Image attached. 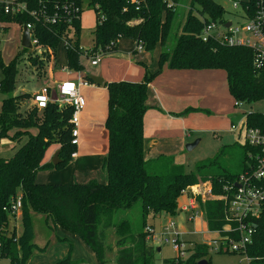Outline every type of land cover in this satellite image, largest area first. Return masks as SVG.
<instances>
[{
	"label": "trees",
	"instance_id": "trees-1",
	"mask_svg": "<svg viewBox=\"0 0 264 264\" xmlns=\"http://www.w3.org/2000/svg\"><path fill=\"white\" fill-rule=\"evenodd\" d=\"M25 9L5 13L0 2V25L16 23L21 27L30 24V33L37 40L31 48L18 52L10 64L0 67L3 79L0 92L5 97L0 111V136L16 128L15 141L20 143L23 134L31 127L37 134L30 136L15 153L8 158L0 156V258L8 257L10 264H24L35 247L32 231V212L51 219L54 226H61L78 235L96 254L99 264H106L107 255L116 249L115 264H156L155 251L146 228L149 217L166 212L175 216L179 211V198L191 186L209 182L212 194H226V187L236 189L234 184L244 175H249L254 164L250 153L257 149L248 144L235 142L243 148L241 172L232 171L222 157L229 145H224L214 157L198 163L193 171L175 162L174 157L160 155L154 159L144 156V115L148 109V84L157 73L149 71L142 81H118L106 83L108 89V115L105 127L108 131V152L103 162L108 180L99 183H39L37 173L42 169L60 170L72 160L76 145L72 144L70 122L72 106L59 107L49 102L45 108L21 107L33 97L30 92L15 94L21 81V70L30 68L38 79L48 77L51 63L55 62L57 48L65 44L67 66L73 71H82L81 14L84 6L96 12L94 44L89 54L101 53L103 57L118 53L121 39H135L144 43L145 50L161 47L160 68L211 69L226 71L230 94L238 103L264 100V66L253 63V50L243 45H225L215 39L203 41L200 34L207 21H225L224 7L215 0H15ZM247 16L254 14L264 0L240 1ZM186 4L184 23L177 28V9ZM55 17L56 21L49 19ZM179 23V22H178ZM7 32L8 27H0ZM176 29V31H175ZM181 31V32H180ZM174 40V41H173ZM170 41L175 42L169 48ZM24 68L19 67L20 63ZM208 112V111H207ZM245 125L259 128L264 133V113H246ZM59 145L60 162L54 165L44 161L50 146ZM259 150V149H258ZM230 191V192H232ZM21 199L20 221L22 230L16 225L9 228L10 215L15 218L13 206ZM204 212L210 231L220 230L222 235L227 224L228 203L218 198L196 197ZM140 205V217L131 214L119 218V213L128 212ZM256 234L245 252L249 264H264V210L255 219ZM152 227V226H151ZM115 231V242L108 239V230ZM233 237L236 236L231 234ZM70 247L71 244H70ZM220 251L219 253H222ZM228 253H236L224 251ZM209 245L194 243L192 251L183 260L180 256L167 258L163 264H198L207 260ZM210 258L207 262L210 263ZM70 255L56 264H73Z\"/></svg>",
	"mask_w": 264,
	"mask_h": 264
},
{
	"label": "crops",
	"instance_id": "crops-1",
	"mask_svg": "<svg viewBox=\"0 0 264 264\" xmlns=\"http://www.w3.org/2000/svg\"><path fill=\"white\" fill-rule=\"evenodd\" d=\"M7 1L0 0V2ZM13 24L16 23L1 24L0 27H8V25ZM18 26L20 27L22 38L24 26L21 27L19 24ZM2 32L0 29V33ZM136 46L137 41L135 39H121L118 43L119 52L105 57L102 56L99 63L95 65L92 64V59L89 56H85L82 51L81 63L84 64V57L90 58L91 66L95 67L91 71L89 69L88 73L85 65L82 71L70 70L67 66V55L65 64L59 67L56 55L55 62L49 66V79L42 84L39 91L48 87L55 94L60 82L65 80L78 82L81 79L89 83L79 87L85 105L79 116V143L76 145L75 150L77 156L72 157L71 162L64 170L50 169L48 174H46V181L39 182L36 179L37 182L62 184L87 183L91 180H96L99 183L107 182L108 175L102 167L108 152L109 141L108 131L105 127V118H107L106 114L108 115V113H104L105 106L108 107V89L106 83L118 81L140 82L145 76L146 68L151 72L157 73L148 84L147 91L146 103L149 107L144 115V156L146 159H154L160 155H171L174 156L176 163L182 164L177 159V156L183 153V148L188 142L199 139L200 143L203 138L199 136L203 132L217 133L221 138L232 137L236 133L234 142L244 144L242 143L240 130L245 125L246 114L240 116V118L233 110L239 107L241 103L237 105L229 92L225 70L218 68L170 69L167 65H163L160 68L161 47L159 45L151 52L145 49L138 51ZM81 48L89 49L90 47L82 46ZM55 68H62L64 72L57 73ZM58 74L60 76H57ZM91 76L101 78L103 83L94 81ZM18 88L15 94L27 92L24 89L18 90ZM220 88L223 91H220ZM219 91L222 93L220 96L217 94ZM36 92L30 93L33 96ZM232 101H234L235 108H233ZM32 105H34L33 101ZM58 106L63 107L66 105L62 104ZM202 108H210L212 111L210 113ZM98 109H101L103 112L100 118L95 115ZM95 128L98 129V137L101 139L100 144L94 142L87 135L88 130L95 132ZM193 138L196 139L193 140ZM228 145L231 144L229 143ZM54 147L56 148V153L59 145H55ZM54 154L50 158V155L47 157V153L44 161L51 159L50 161L52 162ZM192 201H194V198L191 197L189 191L183 193L178 200L179 211L181 210L182 214L178 220V227L180 229H177V226L175 229L179 232V236L186 234L184 225L188 221H192L198 225L199 214H202L205 220L204 212L199 204L195 209L188 207V203ZM34 212L32 214L37 213ZM19 217L20 211L16 215V220ZM164 217L173 216L162 212L149 217V226L153 227L155 233L157 231V222L161 221ZM48 221L46 220V222ZM205 225L207 226L206 220ZM56 227L58 236L68 242V256L70 255L73 261H81V264H99L96 254L78 235L71 233L59 225ZM163 227H161L160 233ZM199 231L201 230H194L196 233ZM209 232L215 235L214 232L210 230ZM70 244L72 247H70ZM157 250L160 251L161 248L158 247Z\"/></svg>",
	"mask_w": 264,
	"mask_h": 264
},
{
	"label": "rangeland",
	"instance_id": "rangeland-1",
	"mask_svg": "<svg viewBox=\"0 0 264 264\" xmlns=\"http://www.w3.org/2000/svg\"><path fill=\"white\" fill-rule=\"evenodd\" d=\"M12 1V0H8ZM217 3L221 4L224 9V20L227 21H233L235 26H242L245 23V20L240 17L242 14L241 6L239 8H234L232 3L226 0H215ZM242 1H248V0H242ZM186 4H179L177 13L179 15L178 20L175 22V26L177 24V28L180 27L184 21L186 16ZM81 22V34L79 37V44L80 47H92L94 44V28L96 25V12L94 9L89 8L88 6H84V10L81 14L80 18ZM179 22V23H178ZM176 31V29H175ZM181 32V31H180ZM174 41V40H173ZM173 41H170V47H173L174 43ZM22 49L21 46V31L18 24L8 25L7 32L0 33V56L4 64L8 65L11 62H13L16 59V56L18 55V52ZM65 45L63 43L59 44L58 46V53H57V62L60 67V65L65 64ZM84 64L85 69L87 70V73L90 69L93 70L95 67L91 66L90 64V58L84 57ZM19 67L21 69L24 68V64L21 62ZM57 73L64 72L62 71V68H55ZM21 81L18 84V90H23L27 92H36L41 89L42 84L47 81L49 78L44 79H38L37 75L32 73L30 68L25 67V70L22 72ZM57 76H60L58 74ZM84 77V75H83ZM3 79V74L0 67V80ZM74 80V79H73ZM76 80V79H75ZM220 91H223L222 88H220ZM217 92L218 96H220L222 93ZM32 94V93H31ZM5 97V95L0 92V111H1V105L2 100ZM233 108L234 107V101H232ZM32 106L31 98L24 101L21 107V111L24 112V108H30ZM211 113L210 108H202ZM214 110V109H213ZM236 114L240 116H243L246 113L249 112H259L264 113V100L254 101V102H248L243 103L236 109H233ZM104 113H108V107L105 106ZM207 113V112H205ZM103 112L101 109L96 110L95 115L99 118L102 116ZM107 117V114H106ZM241 118V117H240ZM106 120V118H105ZM96 131L88 130L87 135L89 138H91L94 142L99 143L101 139L98 137V129L95 128ZM18 131L16 128L9 129L6 134L0 136V156L1 157H11L15 151L19 148L20 145H22L30 136H35L37 134V128L31 127L27 133L23 134L22 141L20 143L15 141V134ZM238 133V132H237ZM202 137L203 140L192 150L187 151L186 148H183V153L177 156V159L182 162L183 165H185L186 171H193L195 169V166L198 163L204 162L215 155H217L220 152V149L224 145H228L229 147L226 148L224 151L226 156L222 157V163L225 162L228 164L232 171L241 172L242 170V161H243V148L240 145H234L236 133L232 137L228 138H221L217 133L213 132H203L199 136ZM198 137V138H199ZM196 138H193L195 140ZM56 148L54 146H50L46 152L48 153L47 157L50 158L55 153ZM171 156V155H169ZM174 157V156H172ZM49 158V159H50ZM51 160V159H50ZM49 160V161H50ZM65 168V167H64ZM64 168L60 170H64ZM50 169H42L40 170L37 175L36 179L37 181H46V174H48ZM206 184L207 186H211L208 182L202 183V185ZM35 213V212H34ZM126 213L131 214L133 219H137L140 217V205H136L132 210L128 212H121L119 213V218H122L123 216H127ZM182 214V211H178V213L173 217H164L162 220L157 222L156 226V234L158 235V238H161L160 230L162 226H165L170 220L173 221L178 227V220L179 216ZM199 223L196 225V223H193L192 221H188L184 225V230L186 232L185 235L179 236V242L182 243V247L180 252L183 253L180 255V257L183 260H187L189 257L193 244L194 243H204L209 245V256L210 263L209 264H249V261L245 255H240L238 253H228V252H216L214 249V246L212 245V239L213 237H216V234L209 232L208 227L205 225V220L202 216V214H199L198 216ZM46 216L36 213L32 214V231L34 235V242L36 243L37 247H35L32 256L25 261L24 264H56L58 261L62 259H66L68 257V242L64 239L60 238L58 236V230L57 227L54 226L51 219H49L48 222H46ZM16 225L17 233L20 234L22 230L21 221L18 218V220L15 221V218L10 215V221H9V228H13V226ZM201 230L199 232H194V230ZM193 231V232H191ZM165 237L161 240V242L157 240H151V243L155 248L160 247L161 250L158 251L156 249L155 251V261L156 264H163V261L167 258H174L179 255L178 248L174 245V243L166 242ZM168 238L170 241L175 240L176 236L168 235ZM108 239L111 243L115 242V231L113 228L108 230ZM65 242V243H64ZM115 253L116 249H112L107 255V261L106 264H115ZM73 261V259H71ZM73 264H81V261H73ZM0 264H10V260L8 257L0 258Z\"/></svg>",
	"mask_w": 264,
	"mask_h": 264
},
{
	"label": "built area",
	"instance_id": "built-area-1",
	"mask_svg": "<svg viewBox=\"0 0 264 264\" xmlns=\"http://www.w3.org/2000/svg\"><path fill=\"white\" fill-rule=\"evenodd\" d=\"M135 3L140 0H132ZM232 3L234 8L241 6L242 14L241 18L245 20L242 26H235L233 21H230V25H227V21H207L205 22L204 28L200 34V38L203 41L215 39L225 45H243L250 47L253 52V63L256 67L261 68L264 66V7L260 4L258 10L247 16L246 11L243 9L240 0H226ZM25 9V5L15 0L7 1L4 3L5 13L19 12ZM52 22L56 21L55 17L49 19ZM31 28L30 24L25 25ZM31 44L32 46L37 43L36 39H33L31 33ZM136 49L138 51L144 50V43L142 41L137 42ZM85 56H89L92 60V64L99 63L101 53L89 54L91 48L84 49L80 47ZM89 82L86 80H79L78 82L72 80H65L60 82L55 94L52 93L51 89L46 87L41 91L36 92L32 101L35 106L39 109L45 108L49 102H55L58 105H67L73 107V115L70 122L73 125L72 128V144L78 145L79 143V116L82 111L85 101L80 94L79 87L81 85H87ZM237 105L240 103L236 102ZM242 137V143H246L251 147L257 149L256 153H250V156L254 160V164L251 165L249 175H244L234 184L235 191H232V187H226V194L215 196L212 194L211 186L206 184L191 186L187 189L191 193V197L194 201L188 203L189 208L195 209L198 207L196 197L201 195L204 198H218L226 200L228 203L227 209V224L223 230L228 232L227 236L222 235L220 230L212 231L216 234V237L212 239V245L216 252L230 251V252H245L247 246L252 243L254 235L256 234L255 219L261 216L264 210V133L259 128H252L246 125L240 130ZM259 149V150H258ZM77 153L73 152L72 157H76ZM209 183V182H208ZM210 184V183H209ZM239 185V186H238ZM185 191V192H187ZM232 191V192H230ZM22 206L21 199L19 198L13 206L14 212L18 213ZM175 223L169 221L162 229L158 238L154 232L153 227L148 226L146 230L149 233V239L161 240L164 238L165 241L174 243L179 250V255L182 243L179 242V232L175 229ZM234 234L236 236H232ZM168 235L176 236L175 240L170 241ZM247 257V256H246ZM249 260V258L247 257Z\"/></svg>",
	"mask_w": 264,
	"mask_h": 264
},
{
	"label": "water",
	"instance_id": "water-1",
	"mask_svg": "<svg viewBox=\"0 0 264 264\" xmlns=\"http://www.w3.org/2000/svg\"><path fill=\"white\" fill-rule=\"evenodd\" d=\"M227 25H230V22H228ZM21 46L24 47V48H31L32 47V44H31V37H30V31H29V28L27 26H24L23 27V33H22V38H21ZM91 78L96 81V82H99V83H103L101 78L99 77H95V76H91ZM199 139L193 141V142H188L186 145H185V148L187 151H192L199 143ZM60 151H57L55 154H54V157L52 159V163L54 165H57L59 162H60ZM239 186V185H238ZM198 264H208L207 260H200L198 262Z\"/></svg>",
	"mask_w": 264,
	"mask_h": 264
}]
</instances>
